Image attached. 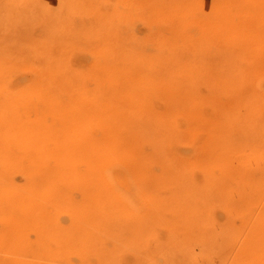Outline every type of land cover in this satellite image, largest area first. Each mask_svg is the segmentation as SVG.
Instances as JSON below:
<instances>
[{
  "label": "bare ground",
  "instance_id": "obj_1",
  "mask_svg": "<svg viewBox=\"0 0 264 264\" xmlns=\"http://www.w3.org/2000/svg\"><path fill=\"white\" fill-rule=\"evenodd\" d=\"M224 2L220 4L226 6ZM251 2L242 0L249 11H238L236 19L235 14L227 17V7L223 14L218 3L208 13L200 0H43L41 42H36L42 50L46 108L25 124L0 128V264H40L32 260L53 252V244L54 254L67 257L80 250L98 254L102 238L130 239L134 232L114 226L131 211L122 192L125 181L110 171L113 163L124 164L131 178L137 175L139 186L154 188L153 206L162 212L168 202L175 204L174 212L183 200L201 197L194 188L199 171L206 185L214 182V169L218 180L225 178L228 161L218 154L220 136L214 145L220 151L208 150H213L212 128L225 134L217 121L223 108L214 109L213 126L206 109L224 103L228 88L237 91L224 87V64L232 84L238 81L235 69L253 59L260 37L255 18L264 10L259 7L257 14L256 2ZM229 22L238 24L239 44ZM190 24L199 32L191 33ZM188 116L181 128V119ZM199 134L208 136L203 149L211 155L199 154ZM232 146L230 150L242 152ZM255 159L264 164V151ZM202 194L210 198L209 191ZM183 208L177 215L189 212ZM149 217L146 227L154 231L161 222L154 214ZM261 239L253 237L249 249ZM40 244L43 251L38 252L35 245ZM139 250L143 260L137 257L135 264L152 259L153 252Z\"/></svg>",
  "mask_w": 264,
  "mask_h": 264
},
{
  "label": "rangeland",
  "instance_id": "obj_2",
  "mask_svg": "<svg viewBox=\"0 0 264 264\" xmlns=\"http://www.w3.org/2000/svg\"><path fill=\"white\" fill-rule=\"evenodd\" d=\"M200 1L208 13L218 3V7H223H220L222 9L219 10L227 7L228 10H226L228 12L225 10L227 17L229 15L232 17L235 14L233 16L236 19L238 18L239 12H246V8L249 11L247 6L241 5L246 2L242 3V0H225V2L224 0H218V2L216 0ZM222 1L226 6L220 4ZM254 2H256L255 4L258 7V9L255 8L257 14L260 10L259 7L261 10H264V0H252L251 4H254ZM42 3L43 0H0V128L7 127L9 124L15 126H20L23 122L25 124L34 113L43 112L44 109L42 110V108H46L41 79L43 73L42 50L40 49L39 43L41 42L42 35L40 31L42 30V21L40 22V26L38 23L40 21L39 19L42 20L43 16ZM234 5L236 6L234 7ZM252 6L250 11L252 13L253 11L256 12ZM229 7L232 8L230 9L231 11ZM241 9L245 10L241 11ZM225 11L223 10V14ZM229 11L232 13H229ZM260 13L258 16H260ZM260 17L255 18L258 20H255L258 23L257 25L254 20L252 21L255 23L254 25L258 26V28H255L259 29L258 33H260V37L257 40L258 43L256 42L255 52L252 54L253 59L251 58L250 62L246 60V64L243 65H246L245 67L235 69L239 85L237 84V80V83H228V66L226 64V67L224 64V85L227 84L224 87L227 88L229 85L234 91L237 90L234 92L235 94L229 88V93L226 90L224 92L227 95L231 94L229 96L234 98L235 101L230 102L231 98L226 95V98L229 97L227 101L226 98H223L224 103L219 104V106H208L209 109L208 107L206 109V113L208 114L207 122L209 121V125L213 126L214 120L217 119L215 118L216 113H214V109L216 110L219 107L223 108V116L217 119V121L221 123L222 129L225 130V132L223 131L225 133L223 134L225 139L222 137V134H216V130L212 128L208 136H210L213 150H210L211 148L208 150L210 152L212 151V154L221 150L218 154L220 156L222 155L221 157L225 161H228L226 162L227 173L225 178L218 180L216 175L217 169H214V182L206 185L203 181V173L201 175L199 171L200 173L198 172L197 174L198 180L194 188L199 191L198 193L195 191L196 195L199 194L201 197L183 200L181 205H177V209L174 212L172 209L175 204L168 202L166 204L167 206L165 205V211L162 212L161 210H156L153 206L154 198L151 192L154 188L139 186L137 175H133L131 178L128 173V168L124 164L122 165L116 162V166L113 163L111 164L110 171H116L122 176L119 180L125 181L123 183L125 188L122 189V192L124 200L127 201V206L131 211V214H128L126 219L124 218L123 221H120L119 224L114 226L117 229L122 227L126 231L134 232L135 237L133 234V237L130 236V239H127L129 236H115V241L112 238H108L109 240L102 238V243L105 242V244L99 248L100 253L90 254L80 250V253H78L80 255L79 257L76 254H68L67 257L65 255L58 257L57 254H54L55 247L57 246L53 244L51 246V248L54 247L53 252L50 251L44 255L38 253L39 256L42 255L40 256L41 259L39 256H36L38 258L37 260H30L34 262L38 261V263L40 260V264H54L56 262L53 263L52 261L55 260H57V264H88V261L89 264H111L116 260H118L117 264L118 262L119 264H135L137 257L143 260L137 251L140 249L139 251L143 252L142 254H148V252L151 254L153 252L151 257L153 259L155 256L154 261L157 258L156 264H264V177L260 175L264 172V164L262 162L259 163L255 159L258 151L260 153L264 151V15L261 17V21ZM205 18L206 16L203 15L202 19ZM236 22L238 23V21ZM236 22L235 26L237 27L238 24ZM252 24L251 26L253 28L254 25ZM227 26H229V29L231 27L228 30L231 32L233 40L236 41L235 44H239L241 39L237 38V28L232 22H229ZM188 27L191 33H195L196 28L197 32L200 29L197 25L194 26L192 24ZM255 28L254 30H257ZM38 40L39 42H36ZM257 52H259V55ZM247 56L250 55L245 54L246 58ZM241 74L242 76H240ZM240 79L243 81L242 84L244 86H241ZM11 118H15L16 120L14 119V121ZM186 118L183 117L181 119L180 122L182 124H180L182 126L179 124L181 128H185L189 116ZM219 127L221 128L220 125ZM208 136L199 134L197 136V143H195L197 144L195 145L196 148L200 149L201 147L200 152L202 151V153L199 154L203 156L205 153V157V151L208 150L206 148L203 149V147L206 145ZM218 136H220L219 139H222L221 141L223 142L222 149L220 150L214 146L216 140H218ZM244 140H247V142ZM242 141L244 142L242 143ZM229 143L231 144L229 145ZM231 145H238L237 147L241 148L242 152L237 153L239 149L233 146V149L230 150ZM179 148L181 150L183 146ZM234 149L235 151H233ZM195 151H190L188 154L192 158H195L198 155ZM209 151L207 152L208 156L209 154L211 155ZM130 178L131 181L129 180ZM144 181L145 183H149L147 178ZM117 184L122 185L119 182ZM205 191H209V199L203 197L202 192ZM179 207H184L181 209L182 212H189L186 214L183 213V215H177ZM152 214L157 216V219L161 222L159 227L157 225L156 228L154 227V231H150V227H146L150 219L149 216ZM163 224L165 227H163ZM257 235H262V239L251 250L249 249V243ZM33 236L31 235V238ZM34 238L36 237L32 238V242L37 241ZM121 241L129 248H126V252L124 245L120 243ZM113 246L123 248L117 250L118 252L116 253L114 252V254H119L116 255V259V256L112 253L116 249H112ZM35 247L39 250L38 252L43 251V245H35ZM75 248L77 250L78 247ZM144 249H147L148 252ZM82 255L84 256L82 257ZM166 255H169L167 256L168 258L164 257ZM109 256L112 257L110 258L112 261L109 260ZM86 257H89L88 260ZM152 259L147 261L146 264H155ZM163 259L164 261L162 262ZM151 261L153 263H150Z\"/></svg>",
  "mask_w": 264,
  "mask_h": 264
}]
</instances>
